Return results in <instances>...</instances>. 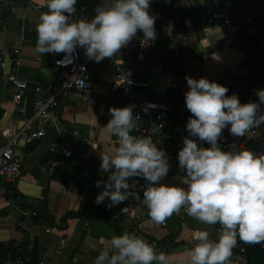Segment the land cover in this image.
<instances>
[{"label": "crops", "instance_id": "1", "mask_svg": "<svg viewBox=\"0 0 264 264\" xmlns=\"http://www.w3.org/2000/svg\"><path fill=\"white\" fill-rule=\"evenodd\" d=\"M178 1L182 4L180 12L160 28L167 41L163 46L158 44L148 57L149 63L152 66L179 63L185 76L195 79L204 77L226 87L240 85L249 91L248 101H258L255 92L264 88V32L260 34V23L257 36L245 33L233 35L220 27L203 29L202 25L195 23L194 14L207 12L202 14L204 21L213 10L212 0ZM234 1L246 4L254 0ZM7 2L9 9L0 12V53L20 50L21 65L17 73L28 88L22 103L18 105L10 101L9 85L0 81L2 144L20 129L24 117L47 95V89L56 77L53 57L36 51L35 26L40 14L26 10V0ZM96 5H99L98 2ZM154 5L157 12L162 13L167 4L164 0H156ZM184 12L190 16H184ZM171 37L177 38L178 42L172 44ZM205 39L207 43H201ZM126 50L127 68L136 77L147 81L155 95L168 96L176 104V111L186 108L181 105L185 97L173 91L167 77L142 70L136 49L128 46ZM253 54L262 60L260 65L256 66L250 59ZM108 67L112 69L111 81L103 70ZM95 83L94 93L89 99L72 97L60 108L62 131L49 128L47 136L39 141L32 152H27V145L15 146L16 153L22 159V171L14 182L0 187V264H11L19 258L30 264L41 260L54 264H93L99 252L109 247L111 237L124 232L144 236L145 241L155 245L157 252L169 254L172 264H188L186 252L195 243L191 238L192 231L206 230L210 239H218L219 224L207 225L193 217H184L182 209L167 218L163 222L166 225H163L153 222L146 209L133 213L131 208L138 202L131 199L111 208L107 207V199L100 205L95 204V197L101 191L95 182L107 179V174L100 170V153L108 151L110 146H116V138L109 136L104 128L111 118L108 110L131 105L129 101L118 103L114 69L105 60L95 65ZM174 94L179 97L180 104ZM261 107L264 110V105ZM190 115L188 112L182 120L177 119L176 113L174 115L176 123L172 132L179 141L188 136L185 121ZM261 127L264 138V124ZM75 128L96 145L89 161L66 160L64 157L65 148L60 145L61 140L69 139V145L75 141L71 134ZM189 138L196 140L198 146H204L197 138ZM153 140L159 148L167 147L164 141ZM169 164V173L161 183L185 187L182 183L184 172L178 166ZM143 183L142 179L137 178V191H140L141 197L139 185ZM90 207L101 208L104 215L88 210ZM124 207H129V212H122ZM44 210L49 221L40 217ZM33 211L38 216L28 231L22 230L20 224L26 225L24 216ZM175 238L191 243L174 244ZM22 245L24 249L21 247L20 252L7 254L10 247ZM34 250L36 258L32 255ZM240 256L232 255L230 264H241ZM248 258L244 257V264L248 263Z\"/></svg>", "mask_w": 264, "mask_h": 264}, {"label": "clouds", "instance_id": "2", "mask_svg": "<svg viewBox=\"0 0 264 264\" xmlns=\"http://www.w3.org/2000/svg\"><path fill=\"white\" fill-rule=\"evenodd\" d=\"M150 3L105 0L90 20H84L73 18L77 0H45L48 11L40 14L35 26L36 51L72 54L82 48L87 59L99 63L119 53L138 30L147 45L156 39V17L149 13ZM185 80L189 89L184 93L185 107L191 115L185 124L188 136L177 155L185 187L161 183L170 170L169 156L150 136L131 134L140 120L133 106L109 108L111 118L104 128L116 138V146L100 153V170L107 179L95 182L101 188L95 204L107 199L111 208L131 199L138 202L131 208L133 213L146 209L157 224L181 209L201 223L219 224L216 240L210 239L206 230L192 231L195 243L186 252L188 264H230L238 240L264 242V154L248 149L225 150L222 131L244 137L250 129L264 124V88L255 92L258 101L241 103L237 94L226 95L229 89L215 81L189 76ZM189 137L209 147L198 146ZM137 178L144 181L139 185L142 197L137 191ZM121 211L127 213L129 207ZM93 264H172V257L157 252L155 245L139 236L124 232L111 237L109 247L99 252Z\"/></svg>", "mask_w": 264, "mask_h": 264}, {"label": "built area", "instance_id": "3", "mask_svg": "<svg viewBox=\"0 0 264 264\" xmlns=\"http://www.w3.org/2000/svg\"><path fill=\"white\" fill-rule=\"evenodd\" d=\"M156 0H151L149 13L156 17L154 28L156 37L163 35L160 31L162 25L166 23V11L170 8L172 0H164L167 4L164 12L158 13L154 5ZM213 10L204 18L203 29L220 27L227 33L233 35L247 34L257 36L259 32L258 19L264 14V0H254L246 4L238 3L234 0H212ZM76 13L74 19L90 20V15L85 6H75ZM26 10L35 11L41 14L48 11L45 0H26ZM9 9L7 0H0V12ZM143 33L138 30L127 46L123 47L119 53L111 58H104L114 69L116 79V92H118V103L126 101L133 106L134 115H139L140 120L136 121V128L131 134L136 136H150L159 139L167 144L164 149L169 156V163L178 166V151L183 147V143L176 139L172 129L175 126L174 115L177 119H184L188 110L186 108L176 111V104L168 96L155 95L147 81L141 80L127 68V50L132 46L137 51V61L144 71H152L156 75L168 78L174 92L184 96L188 86L186 84L183 66L179 63L164 66L157 64L152 66L148 57L158 47L154 40L147 45L143 44ZM172 44L178 42L177 38L171 37ZM53 57L56 69L54 83L47 89V95L41 99L23 119V124L19 130L5 144L0 143V187L5 183L14 182L22 171V159L16 153L15 146L19 144L28 145L33 141H41L47 136L49 128L62 131L60 108L65 102L77 97L89 99L95 90V65L97 62L89 60L82 48H77L72 54L63 52L50 54ZM21 65L20 50L0 53V81L5 82L10 87V101L20 105L26 95L28 85L18 76V69ZM155 105L154 108L149 105ZM147 108V112L144 109ZM159 129L154 131V129ZM75 137L69 145V139L61 140L60 145L64 147V157L66 160L89 161L92 158V150L96 149L95 143L91 142L79 129L75 128L71 132ZM262 137L261 125L250 129L244 137H233L227 129L222 131L221 144L225 150L246 149L249 144ZM236 148L233 149L232 145ZM69 147V148H68ZM136 202V201H135ZM184 217H189L182 209ZM38 216L36 211L26 214L24 219L26 225L20 224L22 230L28 231V227ZM166 225V223H162ZM49 232V231H48ZM174 244H190L191 241L173 239ZM264 252V242L259 243ZM20 247V246H18ZM20 252V251H19ZM241 253H247V247L243 244ZM241 264H244V256L239 257ZM11 264H30L22 259H17ZM35 264H54L49 260H41Z\"/></svg>", "mask_w": 264, "mask_h": 264}, {"label": "trees", "instance_id": "4", "mask_svg": "<svg viewBox=\"0 0 264 264\" xmlns=\"http://www.w3.org/2000/svg\"><path fill=\"white\" fill-rule=\"evenodd\" d=\"M96 1L97 0H77V4L75 6H81V5L85 6L87 11H88V13L90 15L94 16L95 15V11L94 10L97 7V5H96L97 2ZM202 14H207V12H203L201 14L198 12V13L194 14V18H195V23L196 24H199V25H203L204 24V21H202V18L204 16ZM184 16L189 17L190 14L188 12H184ZM258 23H260V34H262L264 32V14L260 16V18L258 19ZM250 59L252 60V62L256 66H258V65H260L262 63V60L260 58L255 57L254 54L252 55V58H250ZM227 88L229 89V92L226 93V95H231V94L235 93V94L238 95V98H239L241 103L249 102L247 98L250 96V94H248L249 91H247L246 88H244V87H242L240 85L234 86V87H227ZM174 98H175V100L177 102H179L180 99H179V97L177 95H175ZM179 104H180V102H179ZM181 105H182V107L185 106V98L183 99ZM262 130H263V128H262ZM200 142L202 144H204L203 147H209V145L207 143L202 142V141H200ZM246 149L253 151L257 155L264 154V138L261 137L259 140L255 141V142H252L251 144H249L247 146ZM88 210H95L96 212L102 213V215H104V212H102L101 208H95V207L91 208L90 207V209H88ZM40 217H44L45 220L49 221L48 214H47V212H45V210H44L43 213H41ZM243 244H244V242L238 241L236 247L232 250V255H241V256H244V257H247V258L249 256L250 260H251L250 264H264V252L261 250L259 243H257V244H248V246H247V254H242L241 253V248H242ZM21 247H22V249H24V245H22L20 247L12 246V247H10V249H9L7 254H10V253L15 254V253L21 251ZM34 254H35V250L32 253V255H33V258H36L34 256Z\"/></svg>", "mask_w": 264, "mask_h": 264}, {"label": "water", "instance_id": "5", "mask_svg": "<svg viewBox=\"0 0 264 264\" xmlns=\"http://www.w3.org/2000/svg\"><path fill=\"white\" fill-rule=\"evenodd\" d=\"M181 5H182V4L180 3V1H178V0H172V5H171V7H170V8L167 10V12H166V21H167V23L170 22V21H172V20L174 19V16L180 12V6H181ZM155 41H156L159 45L163 46V45H165L167 39H166L163 35H158V36L156 37ZM186 122H187V121H185V123H186ZM179 127H180V125L177 126V133H178V129H179ZM181 141L183 142V140H181ZM38 144H39V141H37V140L31 142L30 144H28V145H27V152H32V151H34V148H35L36 145H38ZM222 148H224L223 145H222ZM139 237L142 238V239H145V237L142 236V235H140ZM247 246H248V243H246V247H247ZM248 257H249V256H248ZM247 264H250V257L248 258V263H247Z\"/></svg>", "mask_w": 264, "mask_h": 264}, {"label": "rangeland", "instance_id": "6", "mask_svg": "<svg viewBox=\"0 0 264 264\" xmlns=\"http://www.w3.org/2000/svg\"><path fill=\"white\" fill-rule=\"evenodd\" d=\"M96 2H98V4L100 5V4L104 3L105 1H104V0H97ZM263 36H264V35H263ZM103 70H104L105 74L107 75V77H108V78L110 79V81H111V80H112V77H113L112 69H111L110 67H108V68H104ZM261 131H262V133H263L262 128H261Z\"/></svg>", "mask_w": 264, "mask_h": 264}]
</instances>
